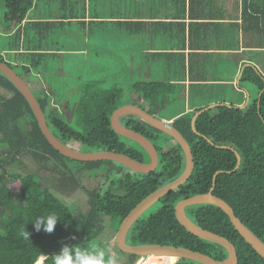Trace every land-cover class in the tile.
Instances as JSON below:
<instances>
[{
    "label": "trees",
    "instance_id": "obj_1",
    "mask_svg": "<svg viewBox=\"0 0 264 264\" xmlns=\"http://www.w3.org/2000/svg\"><path fill=\"white\" fill-rule=\"evenodd\" d=\"M193 1L190 0V6ZM255 1L241 0L239 5L242 10L241 25H247L249 31L247 18L252 19L255 14L251 13L259 8ZM83 2L3 0L0 38L5 41V53H0V62L14 70L25 83L31 76L37 79L41 86L40 93L37 92L39 97L32 93L47 126L61 143L70 147L72 143L77 144L80 151L107 150L146 163L149 157L137 143L114 132L110 125L112 113L123 105H136L159 119L173 120L172 126L190 146L194 162L192 174L184 184L156 202L160 204L157 211L146 218L142 214L134 222L126 242L129 245L182 247L216 260L225 259L227 253L224 248L187 232L174 215L177 202L212 189V194L225 201L240 222L264 243L263 72L257 66L244 65L245 60L239 62L236 59L237 69L232 86L238 91L236 101L211 100L194 104L192 89L197 83L204 82L206 85L208 80L206 72L202 73V79L197 78L200 77L195 71L197 61L188 58L190 104L188 110L172 115L169 106L181 98L186 81L182 76V72L185 73L184 55H168L176 59L179 57L180 66L175 68L177 76L164 80L118 77L119 73H115L116 76L108 73L106 68L111 67V62H106L108 60L101 53L102 48L96 45L99 37H112V26L115 25L121 30L122 41L128 42L131 37L143 33L147 24L141 20H122L128 18L123 13L119 14L121 17L114 13L107 19L91 22L85 19ZM174 7L184 8V0L174 2ZM237 10L238 7L234 12ZM152 25L149 23V26ZM107 27L111 31H107ZM253 29L260 31L258 26ZM79 40L89 45L93 42L96 49H71L78 45L76 42ZM179 47L183 51L184 42ZM189 47L191 52L205 49L200 45L193 47L189 44ZM106 50L110 51V48ZM72 53L77 57L71 59ZM243 54L251 55L248 52ZM72 60L77 65L72 64ZM260 63H264V59ZM88 64L92 71L99 69L104 75L100 78L85 76L82 72ZM49 70L63 73V76L58 79L50 77L47 75ZM26 84L29 87L28 82ZM245 84L257 89L252 98ZM0 87L11 93L10 97L0 100V264H54L55 254L65 244L79 248L95 245L94 240L104 230L105 218L110 228L117 232L124 217L141 200L177 179L184 170L185 158L180 146L170 136L134 115L122 116L119 121L154 145L158 165L153 172L133 173L112 161L79 162L69 159L49 145L29 104L1 72ZM246 95H249L247 102ZM70 100L74 108L67 117L69 120H66L64 112L68 110L66 104ZM209 104L217 105L195 118L194 132L191 128L193 116ZM158 114L162 116L158 117ZM235 153L240 156L237 169ZM25 156L49 171L59 167L66 172L69 170L67 161L78 163L81 166L78 172L96 171L101 180L87 192L86 215L76 219L69 205L35 174L25 170L21 161ZM70 175V179L74 177ZM50 213H56L60 218L54 231L37 232L33 222L37 217ZM185 213L197 226L229 240L235 248L237 264H264V260L238 234L219 207L194 205L186 207ZM26 231L29 235H25ZM127 257L125 264H135L139 258L135 255ZM168 260V264L175 262L171 257L150 256L147 263L158 264ZM175 264L199 263L179 259Z\"/></svg>",
    "mask_w": 264,
    "mask_h": 264
},
{
    "label": "crops",
    "instance_id": "obj_2",
    "mask_svg": "<svg viewBox=\"0 0 264 264\" xmlns=\"http://www.w3.org/2000/svg\"><path fill=\"white\" fill-rule=\"evenodd\" d=\"M83 1L85 19L91 22L107 19L114 13L121 17L119 14L123 13L128 18H121L122 20H141L147 24L143 33L131 37L129 44L122 41L123 36L119 34L121 30L115 25L112 26L113 38L99 37L96 45L99 49L102 48L101 53L108 60L106 62H111V67L105 68L114 76H116L115 73H119L118 77H146L160 80L172 78L177 76L175 68L176 65L180 66V58L176 59L168 55L183 54L185 73L182 72V76L186 81L183 83L184 90L181 95L189 96L188 58L197 61L195 71L200 76L197 78L202 79L203 72L212 74L214 71L215 79L213 76L205 75L207 80L212 78L211 80L220 81V76L223 78L225 76L230 81L227 83L232 86L237 69L236 59L239 62L245 60L244 65L257 67L260 60L264 59V0L255 1L259 4V8L257 12L251 13L255 14L252 19L246 17L250 31L247 30V25H241L242 10L239 7L241 0H194L191 6L190 0H184V8L174 7V2L181 3V0H111L110 3L108 0ZM237 7L238 10L235 13L234 10ZM256 18L259 21L253 22L252 20ZM157 22L161 25L156 24ZM149 23L153 25L149 26ZM256 26L260 31L253 29ZM109 27L106 28L107 31H111ZM82 42V49H96L93 42L90 45ZM182 42L185 47L183 51H180L179 46ZM189 44L193 47L205 46V49L191 52ZM109 48L110 51L106 50ZM243 52L251 55H245ZM219 63L230 67L226 68L227 70L223 67L219 68ZM225 72L227 75L224 74ZM196 86L205 85L202 82L197 83ZM189 104V101L186 102L183 110H188Z\"/></svg>",
    "mask_w": 264,
    "mask_h": 264
},
{
    "label": "water",
    "instance_id": "obj_3",
    "mask_svg": "<svg viewBox=\"0 0 264 264\" xmlns=\"http://www.w3.org/2000/svg\"><path fill=\"white\" fill-rule=\"evenodd\" d=\"M0 72L14 85V87L22 94L24 99L29 104L40 131L49 145L61 155L79 162H93V161H112L126 167L130 172L147 174L153 172L158 165V155L154 145L140 133H137L131 129L123 126L119 119L125 115H134L140 118L142 121L150 125L151 127L167 134L172 140L177 143L185 158V167L182 174L174 181L164 185L163 187L155 190L143 200H141L122 220L115 235V245L118 250L127 255H135L139 257H174L175 262L179 259H187L199 264H237V255L235 248L229 240L226 238L214 234L210 231L204 230L201 227L194 224L186 215L185 208L194 205L210 204L219 207L228 217L229 221L238 232V234L244 239V241L264 260V243L252 233L240 220L234 215L232 208L222 199L212 194V189L205 194H198L186 199H183L176 203L174 206V215L177 222L192 235L215 244H218L227 253V256L223 260H216L212 257L202 254L197 251H192L182 247L175 246H161V245H129L126 242V236L134 224V222L146 212L152 205L158 202L162 197L175 190L182 184H184L192 174L194 162L191 153L190 146L183 136L172 126L171 121L159 119L154 115L146 112V110L136 105H123L117 108L110 117V125L115 133L125 137L129 140L137 143L148 155L149 161L146 163L139 162L131 159L130 157L107 151H89L83 152L78 149L61 143L50 131L47 126L45 117L42 113L41 107L33 95L31 89L27 84L12 70L8 65L0 62ZM240 77V74L238 78ZM237 78V79H238ZM248 95H246V102ZM217 104L209 105L207 108L197 112L191 120V128L194 132V120L202 112L207 109L215 107ZM243 107V106H242ZM226 148V147H221ZM237 158V164L235 169L239 167L240 156L235 153ZM174 262V263H175Z\"/></svg>",
    "mask_w": 264,
    "mask_h": 264
},
{
    "label": "rangeland",
    "instance_id": "obj_4",
    "mask_svg": "<svg viewBox=\"0 0 264 264\" xmlns=\"http://www.w3.org/2000/svg\"><path fill=\"white\" fill-rule=\"evenodd\" d=\"M3 11H4L3 0H0V34H2L1 16ZM76 43L78 45L71 47V49H74L75 47L76 50H81L83 48V42L79 40ZM4 44H5L4 39L0 38L1 54L5 53V51H3V48L5 46ZM69 52H74V51H69ZM75 53L70 54L71 59L77 57ZM95 60L97 61L98 58H96ZM65 62H67V60H65ZM74 63L77 65V62L75 61L72 62V64ZM88 66L90 65L88 64L86 67L87 70H84L82 72L85 74V76H90V77L95 76L100 78L101 76L104 75V73H102L101 71L99 72V69L97 72L94 69H93L94 71H92L91 68L88 69ZM220 67H223L225 70H227L226 68H229L230 66L222 65V63H219V68ZM258 68L264 74V63H259ZM226 73L227 72H225L224 74L227 75ZM47 75L55 79H58L63 76V73L49 70L47 72ZM207 75H210V77L213 76L215 79L214 75H216V73L214 71L212 72V74L207 72ZM211 79L208 80V83L205 86H198V87L196 86V88L192 89L194 98H192L191 100H193L194 103L211 102V100L212 101L220 100V101H224L225 103H229V102L232 103L236 101L238 91H236L235 88L233 89L232 85L227 83L230 82L227 77L224 76L223 78V76H220V81L211 80ZM25 81L28 82L31 91H33V93H35L36 96L39 97V94L37 95V92L40 93L41 86L37 82V79L36 78L34 79V77L31 76L30 78H27ZM45 88L48 89V87ZM245 89L247 92L250 93L251 98L257 92V89L249 84H245ZM10 96L11 93L9 91H6L0 87V100L4 98H8ZM126 100H128V97H126ZM188 101L190 103V98L188 97V94L187 95L184 94L181 95V98H179L178 101L174 102L173 104H170L169 109H172L173 111V113L171 112L172 115L181 112L183 108L186 107V102L188 103ZM66 106L68 107V110H65L64 112V114L66 115L65 119L69 120L67 119V117L69 116V113L73 110L74 103L72 102V100H70L69 102H67ZM62 110L64 109L62 108ZM160 116L162 115L158 114V117ZM72 147L78 149L79 145L72 143ZM21 161L25 170H28L33 174H35L46 187L50 188L59 197L60 200H62L65 204L69 205L72 208V213L76 219H81L86 215V212L88 210L87 192L93 189L94 187H96L97 183L101 180L99 179L100 176H96L98 175L96 174V171L87 172L80 170L78 172L81 166L78 163L68 162V161L66 162V164L69 170H67L66 172L59 167H57L55 171H49L48 169L41 168L40 165L35 161H33L32 158L29 156H25ZM49 166L52 165L50 164ZM70 174L74 175L73 177L74 179L72 177L71 179L69 178L71 176ZM159 206H160L159 203L152 205L148 210H146V212L143 214V217L146 218L151 213L157 211ZM103 226H104V231L98 237V239L96 238L94 240L95 245L100 247H106L109 250L110 254H118L120 257V264H125L128 255L120 252L116 247L115 245L116 232H113V230H111L112 228H110L109 221L107 218L104 219ZM109 244L111 245L110 247L111 249L109 248ZM139 259L140 258H138L137 261H139ZM147 261L148 259L144 262H141V264H148ZM168 262L169 260L165 263H158V264H168Z\"/></svg>",
    "mask_w": 264,
    "mask_h": 264
},
{
    "label": "clouds",
    "instance_id": "obj_5",
    "mask_svg": "<svg viewBox=\"0 0 264 264\" xmlns=\"http://www.w3.org/2000/svg\"><path fill=\"white\" fill-rule=\"evenodd\" d=\"M59 219L56 213H50L47 216L37 217L33 225L37 232L43 230L52 233ZM25 235L29 233L26 231ZM54 264H120V257L118 254H110L106 247L90 245L79 248L65 244L55 254Z\"/></svg>",
    "mask_w": 264,
    "mask_h": 264
},
{
    "label": "built area",
    "instance_id": "obj_6",
    "mask_svg": "<svg viewBox=\"0 0 264 264\" xmlns=\"http://www.w3.org/2000/svg\"><path fill=\"white\" fill-rule=\"evenodd\" d=\"M148 257H149V256H148ZM148 257H140L139 261H137L136 264H137L138 262H144V261H146V260L148 259Z\"/></svg>",
    "mask_w": 264,
    "mask_h": 264
},
{
    "label": "bare ground",
    "instance_id": "obj_7",
    "mask_svg": "<svg viewBox=\"0 0 264 264\" xmlns=\"http://www.w3.org/2000/svg\"><path fill=\"white\" fill-rule=\"evenodd\" d=\"M149 257H150V256H149ZM149 257H148V258H149ZM172 258L175 259L174 257H172Z\"/></svg>",
    "mask_w": 264,
    "mask_h": 264
}]
</instances>
